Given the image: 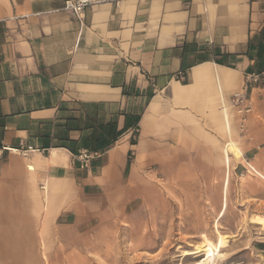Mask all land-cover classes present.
<instances>
[{
    "label": "crops",
    "instance_id": "0c3cea01",
    "mask_svg": "<svg viewBox=\"0 0 264 264\" xmlns=\"http://www.w3.org/2000/svg\"><path fill=\"white\" fill-rule=\"evenodd\" d=\"M64 1L0 0V264L80 252L167 189L222 195L235 143L264 177V83L241 129L222 111L264 69V0Z\"/></svg>",
    "mask_w": 264,
    "mask_h": 264
},
{
    "label": "rangeland",
    "instance_id": "374dc122",
    "mask_svg": "<svg viewBox=\"0 0 264 264\" xmlns=\"http://www.w3.org/2000/svg\"><path fill=\"white\" fill-rule=\"evenodd\" d=\"M228 162L222 195L212 187L218 178L211 187L167 189L80 252L56 248L50 260L42 248L45 264H264V179L242 153L233 151Z\"/></svg>",
    "mask_w": 264,
    "mask_h": 264
},
{
    "label": "built area",
    "instance_id": "2783aa9c",
    "mask_svg": "<svg viewBox=\"0 0 264 264\" xmlns=\"http://www.w3.org/2000/svg\"><path fill=\"white\" fill-rule=\"evenodd\" d=\"M109 0H65L64 9L71 12L79 20H84V15L86 9L101 5L106 3ZM245 83L240 91L232 93L227 101L222 104V111L224 112L227 109H231L236 116L238 117V125L241 129L245 121L246 116L251 113L252 103L249 96V89L256 84L264 83V69L262 71L249 72L244 77ZM131 137L135 138V132L131 130ZM137 132V130H136ZM35 148L31 145L20 146L18 148L12 149L13 152L21 155L22 157H27L29 153L34 151ZM102 155L101 151H90L87 149H80L75 159L78 163V166L81 168L89 167V163L95 157ZM30 168V167H29ZM40 190L43 194H46L47 186L45 183H40Z\"/></svg>",
    "mask_w": 264,
    "mask_h": 264
},
{
    "label": "trees",
    "instance_id": "16d2710c",
    "mask_svg": "<svg viewBox=\"0 0 264 264\" xmlns=\"http://www.w3.org/2000/svg\"><path fill=\"white\" fill-rule=\"evenodd\" d=\"M262 71V70H261ZM136 120H137V117H136V119H135V122H134V124L132 125L133 127H132V129L131 130H133L134 132H135V138H131V142L132 143H134L135 142V140H136V136H137V134H138V132H136V130H137V125H136ZM115 133V138L113 139V140H115L116 139V137L118 136V135H120L121 134V131H115L114 132ZM98 139V138H97ZM113 140H112V142H113ZM111 142V143H112ZM105 142H100V145L101 144H104ZM106 144H109V142L108 143H106ZM104 149V147L103 146H94V147H91V148H88L87 150H90V151H99V150H103Z\"/></svg>",
    "mask_w": 264,
    "mask_h": 264
},
{
    "label": "bare ground",
    "instance_id": "6f19581e",
    "mask_svg": "<svg viewBox=\"0 0 264 264\" xmlns=\"http://www.w3.org/2000/svg\"><path fill=\"white\" fill-rule=\"evenodd\" d=\"M235 150L240 154V152H239V150L237 149V147L235 148ZM257 173V175L259 176H261L262 177V175L260 174V173H258V172H256ZM262 178H264V177H262ZM263 225H264V222H263Z\"/></svg>",
    "mask_w": 264,
    "mask_h": 264
}]
</instances>
